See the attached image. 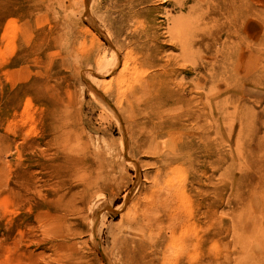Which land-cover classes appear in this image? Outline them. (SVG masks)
I'll return each mask as SVG.
<instances>
[{
	"label": "rangeland",
	"instance_id": "rangeland-1",
	"mask_svg": "<svg viewBox=\"0 0 264 264\" xmlns=\"http://www.w3.org/2000/svg\"><path fill=\"white\" fill-rule=\"evenodd\" d=\"M118 1L0 0V264H264V0Z\"/></svg>",
	"mask_w": 264,
	"mask_h": 264
},
{
	"label": "bare ground",
	"instance_id": "bare-ground-1",
	"mask_svg": "<svg viewBox=\"0 0 264 264\" xmlns=\"http://www.w3.org/2000/svg\"><path fill=\"white\" fill-rule=\"evenodd\" d=\"M120 1H122V0H120ZM120 1H118V2H120ZM124 1H126L128 3H136V4H142V3L145 2V0H124ZM124 1H122V2H124ZM187 2H188V0H187ZM178 4L181 6L184 3H183V1H181V2H178ZM182 22L180 24H182ZM177 28H179V27H177ZM183 48H184L183 52L185 54L186 53V47L183 46ZM117 60H118V58H117ZM96 63H97V66H98L99 70H101V69L105 70L107 68V70L110 71L116 66V64L114 62H110V61H108V62L107 61L106 62L105 61H99V62H96ZM97 72H98V73H96L97 75L103 76L105 74L102 71H97ZM94 80L95 81L99 80V78L98 77H94ZM149 86L150 85L148 83H146V84L141 83L140 85L136 86L135 88L137 90H139L141 93L146 94V93H149V91H150V87ZM215 87H218V86H214L213 85V86H210L208 89L209 90L210 89H214ZM213 91L214 90H212V91L210 90L211 96H210L209 99L206 98V101H207L208 105L210 106L211 110L213 109V105L215 106L216 109L226 110L227 108L224 109V108H220L219 107L220 105L218 104V101H214L215 98H212V92ZM95 96L98 97L97 93L95 94ZM101 98H102V100L105 103L107 102L106 100H104L105 96L102 97V95H101ZM125 99H126L125 101L128 102L129 101V96H125ZM121 101H123V99ZM159 103H160V100H158V99L154 100V104L156 106H158ZM156 185H158V184H156ZM149 188L151 189L150 192L155 194L154 190L152 189L153 187L150 186ZM172 195H173V193L171 191H166L164 193V195H161V196L158 195L159 198L158 197L156 198L155 205L153 204V206H150V203L148 202V200L146 198L143 199V201H141L142 203L140 202V203L135 204L134 205V207H135L134 213L128 218V221H127V223H128V227H127V229H128V237L132 238V239L138 238V239H140V241H142L143 238L146 235L147 236H151V232L154 230V227L155 226H159L162 222H164L163 221L164 220L163 213L166 212V211L172 210L173 207L170 204V201L172 199ZM91 215H92V219L95 220L97 215H98V210H92L91 211ZM132 241H134V240H132Z\"/></svg>",
	"mask_w": 264,
	"mask_h": 264
}]
</instances>
